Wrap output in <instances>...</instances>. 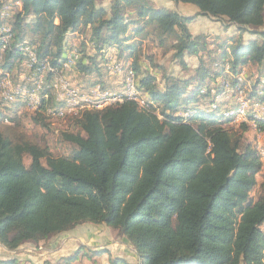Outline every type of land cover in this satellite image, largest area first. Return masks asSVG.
<instances>
[{
    "label": "trees",
    "instance_id": "trees-1",
    "mask_svg": "<svg viewBox=\"0 0 264 264\" xmlns=\"http://www.w3.org/2000/svg\"><path fill=\"white\" fill-rule=\"evenodd\" d=\"M167 1L234 27L236 38L210 42L204 34L193 35L190 17L154 8L149 0H111L107 8L96 0H5L10 12L18 5L19 11L10 15V44L0 41L3 61L25 60L17 48L29 45L38 61L59 69L69 51L68 36L86 34L79 52L73 49L77 59L70 71L102 78L96 61L113 49L118 62L130 61L120 70L135 76L138 93L146 96L143 105L126 100L71 116L68 130L59 133L70 150L61 155L24 137L11 139L19 116L2 105L0 125H8L0 130V247L6 251L92 224L116 231L136 264H264L263 163L245 137L250 124L264 131V115H246L245 104L219 121L214 113H202L199 104L205 97L217 104L219 93L209 95L220 92L216 80L235 86L236 79L229 78L249 66L255 67L249 97L264 100V0ZM136 37L158 47L170 41L171 62L186 69L184 59L191 56L196 68L183 78L154 65L163 71L159 86L137 52ZM7 63L3 68L12 67ZM214 65L220 67L212 71ZM208 83L217 86L199 95ZM2 103L25 107L20 100ZM55 105L54 98H42L32 122L47 129V110ZM240 117L245 121L237 128L225 126ZM77 260V253L64 259L65 264Z\"/></svg>",
    "mask_w": 264,
    "mask_h": 264
},
{
    "label": "rangeland",
    "instance_id": "rangeland-1",
    "mask_svg": "<svg viewBox=\"0 0 264 264\" xmlns=\"http://www.w3.org/2000/svg\"><path fill=\"white\" fill-rule=\"evenodd\" d=\"M149 1L150 5L154 8L163 7L169 10L177 11L184 17H190L192 19L190 23H192L191 28L193 30V34L197 35L196 33L199 34L200 32L201 34L206 35L210 42H216L217 39L219 41H228L230 39L236 38L237 32L235 31L234 27L225 26L221 23H218L217 21L197 16V10L192 6L182 4L175 5L167 0ZM110 2L111 0H96V6L107 8L110 5ZM143 35H146V32ZM143 37H136L134 39V41L139 43L138 49L140 50H138L137 52L141 55V59H145V61L143 62H145L149 68L151 67L148 72L155 75L159 86L162 85L161 79L163 71L154 68V65L160 66L162 69L167 70V72H170L175 77L185 78L189 77L192 74V71L196 68L197 65V60L194 57L186 56L184 62L187 64V67L186 69L181 68L176 63L171 62V54L168 51L170 47V41L167 42L166 46L158 47L150 39H146ZM247 38L248 35H245L244 40H246ZM68 42L70 43V41ZM82 42H87L86 34L79 35L75 42V45ZM71 48L72 46L69 44L66 48V51L70 50ZM76 49L79 52V48ZM86 50H89L88 45L86 46ZM89 53H91L90 50ZM102 59L103 58L96 61L99 63V65L101 64L102 66V76L107 75V77L102 79V82L100 77L91 75L79 77L78 75L73 74V72L71 71L63 73L62 77L64 76L66 79H68L69 84L77 88L79 93L83 95H87L91 91H94V89H101L105 92L111 93L121 91V84H124L126 78L129 77V74L128 72H126V70L124 71L123 69L119 72V69L124 65H129L130 61L121 59L120 62H118L113 55H108V57L104 58L103 60ZM5 63L7 62L3 61L2 58L0 60V90L2 88L4 77L11 83L12 87H17L19 85L20 87L24 85L27 89L28 87H34L33 82L37 79V76L36 73L32 71L31 67H29L27 60H23L21 62L10 61L8 63H11L12 67L9 69L3 68ZM219 67L217 65H214L210 69H212V71H216ZM254 76L255 67L253 68L249 66L243 67L242 71L238 74V76H236V78H229L236 79L237 83L235 84V86H233L230 81H224V79L218 78L216 81H218L219 85H221V89L219 90L220 92H217L215 89L209 92V95L219 93V95L215 97V101H217V104L214 103V98L205 97L199 103L201 104L200 111L207 114L214 113L215 116L220 118L219 121H222V116H226V114H228L230 111H233L243 104H247L249 107L245 111L246 115H249L252 112L255 113L256 111L260 113V111H263L261 108H264V100L257 101L256 99L249 97L251 93L252 83L254 82H252V80H254ZM111 77H114V80H111ZM55 79L54 77L52 79H48L46 77L43 83V91L47 93L48 98L50 96L51 98L55 99L56 94L53 88ZM116 80L120 81L121 88L113 89L114 85L118 82ZM94 83L97 84L94 85ZM38 84L40 85L41 83ZM213 85L217 86L216 83H208L204 86L202 85L199 95H202L204 97V95L208 93V89L212 88ZM139 100L141 102H139ZM3 101L4 103L6 102L3 99L0 91V109H2V105L12 106L10 108L15 109V113L19 116V118H16L15 125L14 123L12 124V131L9 132V136L11 137V139L16 141L20 140L21 137H24L29 141L39 144L40 146L48 147L49 151L53 155L68 153L70 147L61 142L59 133L64 130H68V121L73 115L68 114L64 115L63 117L57 118L54 116L50 117L48 114H46L47 117H49L46 118L48 120L46 123L49 125V127L45 129L32 122L31 116L34 111L28 110L21 104H3ZM143 101L146 102V96L139 94L138 103L140 105H143ZM210 101H212V103H210ZM234 106L236 107L233 108ZM255 106L260 107L254 108ZM236 119H240L239 121L241 122L243 118L240 117ZM18 120L19 123H17ZM239 121H237L236 123L230 121L229 123H227L228 125L225 126L230 125L231 128H237L236 124H239ZM7 125L8 122L4 121L3 124L0 125V130H5ZM245 137L246 142L250 143L254 150H257L258 147H260L261 149L264 148V131H259L256 130V128H251V131H249ZM24 162L26 165L29 163L28 157L24 158ZM262 163L264 171V161ZM262 173L257 177L258 182H260ZM256 189L257 187L250 194V197H252L253 199H255L257 195ZM262 230L264 231V226H262ZM76 253L78 255V260L72 262V264L137 263V261L133 257V250L126 244L123 238L119 236L116 231L104 225L92 224H84L78 226L72 231L57 237H53L44 243H40L38 246L25 244L21 248H19V250L8 253L5 249L0 247V261H10L15 259V261L21 264H65L64 259H66L67 257H71Z\"/></svg>",
    "mask_w": 264,
    "mask_h": 264
},
{
    "label": "bare ground",
    "instance_id": "bare-ground-1",
    "mask_svg": "<svg viewBox=\"0 0 264 264\" xmlns=\"http://www.w3.org/2000/svg\"><path fill=\"white\" fill-rule=\"evenodd\" d=\"M5 6L10 7V5L5 3ZM11 11V7H10ZM9 20H10V12H3L0 13V34H3L5 38H0V41L4 42L6 46H8V41L10 39L11 34L9 33ZM27 42V41H26ZM25 43V42H24ZM19 46V45H18ZM1 52H4L5 47L0 48ZM20 54L25 55L28 53V45H21L17 48ZM32 58H35V61L28 62L29 67L31 69H40V64H42V67L44 68V76H46V73L49 72L52 74V77H54V91H55V107L52 109L47 110V114L52 117H63L64 115H76L78 112L84 111V110H102L107 107H115L121 103H123L126 100H117L115 102L108 101V99H114V98H122V97H130L132 96V99H138L139 93L136 89V82L135 78L130 73L128 76L131 77V83L129 77L126 78V81L123 84L122 90L119 92L111 93V92H105L103 90H95L91 91L87 95H83L79 93L78 89H73V96H75V104H88V98L96 97V95H99L94 99V105H77L76 107H73V102L68 101V98H58V91H61V83H62V75L63 73H66L64 71L70 70V66L74 64L76 61V53L73 49H70V53L68 51L64 61L60 63V68L58 69V74H54V69H51L49 67V63L47 61H38L36 58L34 51H32ZM120 70V69H119ZM127 76V75H126ZM4 77V76H2ZM64 77V76H63ZM2 79V78H1ZM10 80V79H9ZM39 85V91L42 94L43 93V83ZM52 86V85H51ZM76 86V85H75ZM50 87V86H49ZM49 89V88H48ZM50 90V89H49ZM1 94L3 99L6 102H15L16 100L22 101V96H33V88L28 89L26 87H18L14 88L11 86L10 82L7 81L4 77V80L2 82V88H1ZM48 91V90H47ZM54 93V92H53ZM45 95V94H44ZM47 97V94H46ZM45 97V98H46ZM44 99V98H43ZM42 98H37V106H39ZM127 101H136V100H127ZM25 104L26 107V101H22ZM138 103V101H136ZM143 104L144 101H143ZM31 111H36L39 108H27ZM263 111H261V115H264V109L261 108ZM56 111H60L58 115L55 114ZM260 111V110H259ZM263 148V147H262ZM264 149V148H263ZM262 149V155H264V150ZM256 150V149H255ZM257 154L260 157V147L256 150Z\"/></svg>",
    "mask_w": 264,
    "mask_h": 264
},
{
    "label": "built area",
    "instance_id": "built-area-1",
    "mask_svg": "<svg viewBox=\"0 0 264 264\" xmlns=\"http://www.w3.org/2000/svg\"><path fill=\"white\" fill-rule=\"evenodd\" d=\"M19 11V5L17 6V12ZM3 12H10V7L5 6V0H0V13ZM17 12H10V15H15ZM0 38L8 39L5 38L3 34H0ZM10 44V40H9ZM32 51L33 48L28 45V53L23 55L25 57V60H27V63L30 61H35V58H32ZM70 53V50H69ZM2 54L1 49H0V55ZM72 67L70 66V70ZM69 70V71H70ZM36 73L37 76V81L35 80L33 82V96H22V101H26V108H39L40 106H37V98H45L46 95L41 94L39 91V82H44L46 77L44 76V68L42 67V64H40V69H32ZM54 74H58V69H54ZM53 77H51L52 79ZM130 83H131V77L129 76ZM4 80V79H3ZM11 84V83H10ZM19 86H13L14 88H18ZM21 87H26L22 85ZM73 89H76L73 85L69 84L68 79L65 77H62V83H61V91H58V98H68V101L73 102V107H76L77 105H94V99L98 97L99 95H96V97L93 98H88V104H75V96H73ZM117 100H136L138 99H132V96L130 97H122V98H114V99H108V101L115 102ZM139 102H141L139 100ZM245 105V104H243ZM60 111L55 110V114L53 115H58ZM257 112V111H256ZM261 112V111H260ZM258 113V112H257ZM242 123H244L242 119ZM260 158L262 159V162L264 161V155H262V149L260 148Z\"/></svg>",
    "mask_w": 264,
    "mask_h": 264
},
{
    "label": "crops",
    "instance_id": "crops-1",
    "mask_svg": "<svg viewBox=\"0 0 264 264\" xmlns=\"http://www.w3.org/2000/svg\"><path fill=\"white\" fill-rule=\"evenodd\" d=\"M20 6H21V4H20ZM204 18V17H203ZM191 24L192 23H190L189 24V30H190V32L193 34V30H192V28H191ZM194 27V26H193ZM232 27V26H231ZM194 29V28H193ZM196 34H198V33H196ZM199 34H200V32H199ZM194 35V34H193ZM78 34H70L69 36H68V41H70V45L72 46V48L71 49H76V48H78V44L77 45H75V42H76V40H77V38H78ZM68 44V45H69ZM115 54H116V50H110V51H108L106 54H105V57L104 58H106V57H108V55L109 56H111V55H113V56H115ZM1 58H2V56L0 55V60H1ZM10 64V63H9ZM120 71V70H119ZM117 75H121V74H117ZM105 77H107V75H105V76H103L102 78H101V82H102V79L103 78H105ZM111 80H114V77H111ZM116 81H118V80H116ZM119 85H120V81H118L117 82V84H115L114 85V87H113V89H116V88H121V85H120V87H119ZM227 117V116H226ZM240 119H233V123H236L237 121H239ZM243 121H245L244 119H243ZM240 122V121H239ZM242 122V121H241ZM236 125H238V124H236ZM250 126H251V128H255V127H253L252 126V124H250ZM2 248V247H1ZM9 251H7V253H8Z\"/></svg>",
    "mask_w": 264,
    "mask_h": 264
}]
</instances>
